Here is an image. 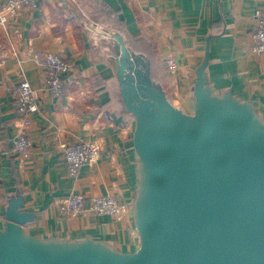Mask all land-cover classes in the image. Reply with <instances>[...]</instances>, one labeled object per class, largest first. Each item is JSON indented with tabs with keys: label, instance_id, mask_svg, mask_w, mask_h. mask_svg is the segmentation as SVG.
<instances>
[{
	"label": "crops",
	"instance_id": "1",
	"mask_svg": "<svg viewBox=\"0 0 264 264\" xmlns=\"http://www.w3.org/2000/svg\"><path fill=\"white\" fill-rule=\"evenodd\" d=\"M62 1L40 0L35 10L19 9L0 29V223L8 202L19 196L20 211L35 215L26 225L35 235H90L132 251L138 235L129 214L121 219L94 214L68 217L59 210L73 194L86 201L112 195L129 206L133 183L131 124L110 108L105 89L113 75L111 47L88 25L117 29L93 19L98 0H64L66 5ZM101 1L117 14L129 39L158 53V81L174 106L191 112L194 69L210 31L212 81L220 91L230 88L240 100H252L264 116V57L251 54L255 11L264 9V0ZM46 52L62 56L71 66L60 97L44 87L45 68L40 62ZM170 62L177 65L175 73L167 70ZM24 78L38 103L28 126H22L14 108L16 89ZM19 133L32 143L27 158L14 151ZM78 141L96 143L100 155L71 177L65 153Z\"/></svg>",
	"mask_w": 264,
	"mask_h": 264
},
{
	"label": "water",
	"instance_id": "2",
	"mask_svg": "<svg viewBox=\"0 0 264 264\" xmlns=\"http://www.w3.org/2000/svg\"><path fill=\"white\" fill-rule=\"evenodd\" d=\"M88 28L111 47L118 102L131 118L129 216L138 246L35 235L26 227L35 215L20 211L18 196L0 223V264H264V116L212 81L214 35L204 38L186 112L121 32Z\"/></svg>",
	"mask_w": 264,
	"mask_h": 264
},
{
	"label": "built area",
	"instance_id": "3",
	"mask_svg": "<svg viewBox=\"0 0 264 264\" xmlns=\"http://www.w3.org/2000/svg\"><path fill=\"white\" fill-rule=\"evenodd\" d=\"M75 1V0H74ZM137 1V0H131ZM40 0H0V29L6 28L11 15L19 9L35 10L39 7ZM251 54L264 57V9L255 11V28L251 33ZM40 65L45 68L44 87L54 97H60L65 90V76L70 64L58 54L46 52ZM170 73H175V62L166 64ZM14 108L20 116L22 126L31 124V115L38 111L37 97L27 79H22L16 89ZM32 143L24 133H19L14 141V151L27 158L31 152ZM100 155V148L96 143L78 141L73 143L65 153L67 172L71 177L78 175L80 170L91 164ZM2 152L0 150V159ZM60 213L68 217L81 214H94L112 216L121 219L129 214V206L112 195L93 196L88 201L83 195L73 194L66 198L61 206Z\"/></svg>",
	"mask_w": 264,
	"mask_h": 264
},
{
	"label": "trees",
	"instance_id": "4",
	"mask_svg": "<svg viewBox=\"0 0 264 264\" xmlns=\"http://www.w3.org/2000/svg\"><path fill=\"white\" fill-rule=\"evenodd\" d=\"M99 2V3H98ZM95 11L92 13V17L94 20L99 21L102 20L105 23H109L114 29L125 34L126 43L134 48V50L138 52H142L148 56L151 61V72L152 77L155 80H158V67H157V57L158 53L153 49V47L145 44L141 41H135L129 39V35L123 25V23L118 19L117 14L104 2L98 0ZM80 16V15H78ZM105 89L110 95L109 106L112 108L116 114V116L122 118L124 122L131 124V118L128 115L122 113L119 102H118V86L114 79V77L107 80L105 83Z\"/></svg>",
	"mask_w": 264,
	"mask_h": 264
},
{
	"label": "rangeland",
	"instance_id": "5",
	"mask_svg": "<svg viewBox=\"0 0 264 264\" xmlns=\"http://www.w3.org/2000/svg\"><path fill=\"white\" fill-rule=\"evenodd\" d=\"M89 16V15H88ZM180 106V105H179ZM188 111H190V110H188Z\"/></svg>",
	"mask_w": 264,
	"mask_h": 264
}]
</instances>
